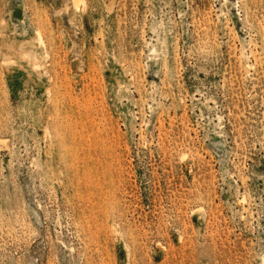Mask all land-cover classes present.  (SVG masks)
Segmentation results:
<instances>
[{
	"label": "rangeland",
	"instance_id": "374dc122",
	"mask_svg": "<svg viewBox=\"0 0 264 264\" xmlns=\"http://www.w3.org/2000/svg\"><path fill=\"white\" fill-rule=\"evenodd\" d=\"M0 264H264V0H0Z\"/></svg>",
	"mask_w": 264,
	"mask_h": 264
}]
</instances>
